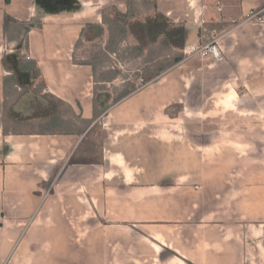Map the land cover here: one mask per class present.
<instances>
[{
    "label": "crops",
    "instance_id": "crops-1",
    "mask_svg": "<svg viewBox=\"0 0 264 264\" xmlns=\"http://www.w3.org/2000/svg\"><path fill=\"white\" fill-rule=\"evenodd\" d=\"M36 1L0 0V264H264V122L248 110L241 118L249 123L207 133L224 119L216 102L239 87L233 77H250L243 84L249 91L258 78L264 85V25L242 23L264 0H156L159 12L186 27L185 49L218 40L223 60L185 57L116 103L133 82L122 64L141 57L124 42L94 74L79 64L86 59L79 47L99 39L104 47L103 10L125 13L128 0H78L77 10L50 14ZM5 13L33 22L22 51L38 64L42 94L90 120L95 88L106 87L97 91L111 106L82 137L4 135L3 82L10 73L2 60L16 46L5 40ZM31 101L26 94L15 108L30 115ZM235 114L241 116L231 111L228 121ZM244 124L254 133L236 135L233 128ZM43 203V216L32 223Z\"/></svg>",
    "mask_w": 264,
    "mask_h": 264
},
{
    "label": "trees",
    "instance_id": "trees-1",
    "mask_svg": "<svg viewBox=\"0 0 264 264\" xmlns=\"http://www.w3.org/2000/svg\"><path fill=\"white\" fill-rule=\"evenodd\" d=\"M138 3H142L146 10L138 8ZM102 19L104 27L100 26V28L102 30L107 28L109 33L105 49H101L92 60L79 62V64L91 65L94 74L97 73V65L104 62L105 57L108 58V54L118 53L122 44L129 41L130 38L135 43L129 47V53L138 57H143L149 53L148 55L152 56L150 61L155 63L154 67H148L144 70L142 85L155 80L185 58L183 51L187 45L186 27L172 23L166 15L159 12L156 0H128L125 13H122L115 6L108 7L102 12ZM33 27V22H21L5 13V40L7 43L18 45L19 50H28V34ZM94 27V25L86 26V28ZM83 34H85V29L82 31V36ZM173 51H177V53L173 59L169 60V55L166 56V54ZM22 54L18 51L13 52V54H6L2 60L4 69L10 73L5 75L3 82L5 96L3 131L5 136L28 134L36 131L37 134L82 137L94 120L111 106L108 102H103V99L108 95L98 96L97 88H95L93 119L85 120L81 115H76L68 104L54 95L49 92L42 94V90L46 86L43 81H40L42 73L38 64L28 59L24 53ZM15 67L18 68L17 71ZM21 75L30 76L31 81L29 83L22 82L19 79ZM38 81V86L34 88ZM19 88L21 89L19 96L17 95L13 100L9 99V95L13 92L16 93ZM137 88L138 85L130 82L113 102L116 103L129 96ZM26 94H29L32 99L30 115L27 116L15 108ZM68 112H71L69 116L66 115Z\"/></svg>",
    "mask_w": 264,
    "mask_h": 264
},
{
    "label": "rangeland",
    "instance_id": "rangeland-1",
    "mask_svg": "<svg viewBox=\"0 0 264 264\" xmlns=\"http://www.w3.org/2000/svg\"><path fill=\"white\" fill-rule=\"evenodd\" d=\"M250 24V23H249ZM107 29V28H106ZM109 37V36H108ZM108 40V39H107ZM107 43V41H106ZM106 43H105V46L103 47V44H104V39H99L95 44H91L89 45L88 43L86 44H81L79 49H81L80 53H82L84 56H85V60L84 61H89V60H92V58L94 57V55L98 54L100 52L101 49H105L106 47ZM134 40L132 38L129 39V41L127 42V44H129V46H133L134 45ZM13 50L14 52H19L20 54L23 53L22 50H19L18 48V45L17 46H13ZM121 50V49H120ZM128 50V49H127ZM177 53V51H173V52H169L168 54H166V56L169 55V60L173 59L175 54ZM149 53H146L143 57H141V59H129V60H126L125 63L122 64V66L124 67V70L126 71V74L129 73L130 76L133 77V82L136 84V85H141L142 84V76L144 74V70L148 67H154L155 66V63L152 61H150V58L152 56H149L148 55ZM23 55V54H22ZM185 56V54H184ZM186 57V56H185ZM215 58V57H214ZM82 59V58H81ZM106 59V58H105ZM167 61V60H165ZM104 62H106V60H104ZM103 63V62H102ZM246 73H248V71H246ZM259 73V72H258ZM257 73V74H258ZM102 76V73L101 75ZM245 76V75H244ZM253 75H251L252 77ZM222 79V78H221ZM234 80L238 79L239 80V84L238 82H235L236 85H238V89H236V86L234 85L235 87V92L237 93H234L233 91L228 94L226 96V100L224 101L223 105L222 103H219V102H216L215 106H219L220 109H221V112L223 113V116H224V119H222V121L218 122V123H213V124H210L209 125V130H207V133L208 135H211V132L212 131H217V127L219 128H226V129H222L220 130L221 132H229L230 130H232V128H230L229 125H233V127L238 126L240 123H242L243 121L249 123L247 120H245V118H241L243 117V115H247L248 116V110H252V111H257V115H254V114H249L250 117H252L254 119L255 117V121L257 120H260V121H257V123L261 124V122H264V108H261V107H255L256 104H260L262 105V101H264V85L262 84V80L261 78H258L256 81L259 83L261 81V83L258 84H253V91H249L247 89H245L244 87V83H246L248 81H251V78L249 77L248 79H245L244 77H241V76H235L233 77ZM225 81L228 80L227 78L224 79ZM223 81V80H222ZM131 82V81H129ZM221 82V81H220ZM264 82V81H263ZM206 83V82H205ZM255 83V82H253ZM98 88V91H102L104 88L105 90L103 91H106V87L104 86H100L98 85L97 86ZM112 89V87H110ZM110 89V92H112ZM97 91V94L98 96H103V94H99ZM113 92H114V87H113ZM105 95H107V93H105ZM236 96V98H235ZM229 97V98H228ZM250 97V98H249ZM116 98V97H115ZM240 98H249L250 99V102H247L245 103L244 101L240 100L239 102V99ZM235 99V100H234ZM238 99V100H236ZM212 100V99H211ZM233 103H239L240 106H247V108L245 109H242V108H239V107H235V104ZM242 104V105H241ZM264 106V105H262ZM255 107V108H254ZM216 109H218L217 107H214ZM239 108V109H238ZM254 108V109H253ZM219 109V110H220ZM247 110V111H245ZM231 111H234L236 113H239V115H241L240 117L235 114V122H233L232 120L228 121V115L230 114ZM218 114V113H217ZM239 117V118H238ZM251 124H254V123H251ZM256 124V122H255ZM252 127L253 125L249 126L248 124H244V125H240V127H238L237 129H234L233 128V131L235 130V134L236 135H241L243 133H249V131L251 130V133L253 132L254 133V130H252ZM23 128H27V127H23ZM223 137L225 138H234L232 135H223ZM236 139V138H235ZM247 140V139H246ZM246 140H244L243 142L245 143ZM49 185H48V189H49ZM47 189V190H48ZM50 194V191L48 192V195ZM45 203V202H44ZM40 204L37 209L34 211V217L32 219V223L37 219L41 218V216H43V207L45 204ZM87 211V210H86ZM88 221V220H86ZM28 223V222H27ZM87 222H85V225H86ZM35 226V224L31 225L29 230L32 229L33 227ZM28 236V228H27V231H25V233L23 234L20 242H22L24 240V238ZM80 255H85V253H81ZM66 259H68L66 257Z\"/></svg>",
    "mask_w": 264,
    "mask_h": 264
},
{
    "label": "built area",
    "instance_id": "built-area-1",
    "mask_svg": "<svg viewBox=\"0 0 264 264\" xmlns=\"http://www.w3.org/2000/svg\"><path fill=\"white\" fill-rule=\"evenodd\" d=\"M242 23H250L253 25H264V7L251 10L242 20ZM218 40L212 41L202 47H189L184 50V54L187 58L194 56L209 57L213 56L217 60L222 61V51L218 45ZM30 59V57H28Z\"/></svg>",
    "mask_w": 264,
    "mask_h": 264
},
{
    "label": "water",
    "instance_id": "water-1",
    "mask_svg": "<svg viewBox=\"0 0 264 264\" xmlns=\"http://www.w3.org/2000/svg\"><path fill=\"white\" fill-rule=\"evenodd\" d=\"M55 4L52 1H48V0H44L43 2H41L40 0L36 1V5L43 10V12H47L48 14L54 12V11H60V12H64V11H68V12H72L77 10V8H79V2L78 0H54ZM15 57V56H14ZM16 58V57H15ZM15 70L17 71L18 68L15 67ZM8 148L11 147V144L7 145Z\"/></svg>",
    "mask_w": 264,
    "mask_h": 264
}]
</instances>
